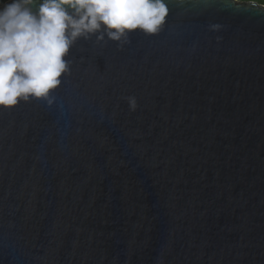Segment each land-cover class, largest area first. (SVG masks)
Here are the masks:
<instances>
[{"label":"water","instance_id":"obj_1","mask_svg":"<svg viewBox=\"0 0 264 264\" xmlns=\"http://www.w3.org/2000/svg\"><path fill=\"white\" fill-rule=\"evenodd\" d=\"M168 3L0 107V264H264V6Z\"/></svg>","mask_w":264,"mask_h":264},{"label":"clouds","instance_id":"obj_2","mask_svg":"<svg viewBox=\"0 0 264 264\" xmlns=\"http://www.w3.org/2000/svg\"><path fill=\"white\" fill-rule=\"evenodd\" d=\"M170 11L168 0H0V107L48 98L79 38L128 43L134 30L159 33Z\"/></svg>","mask_w":264,"mask_h":264},{"label":"trees","instance_id":"obj_3","mask_svg":"<svg viewBox=\"0 0 264 264\" xmlns=\"http://www.w3.org/2000/svg\"><path fill=\"white\" fill-rule=\"evenodd\" d=\"M8 1V0H5V2ZM243 1H256L259 3V0H243Z\"/></svg>","mask_w":264,"mask_h":264}]
</instances>
